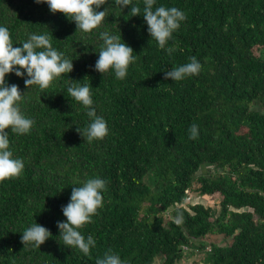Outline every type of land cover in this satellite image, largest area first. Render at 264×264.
Returning <instances> with one entry per match:
<instances>
[{
  "label": "trees",
  "instance_id": "1",
  "mask_svg": "<svg viewBox=\"0 0 264 264\" xmlns=\"http://www.w3.org/2000/svg\"><path fill=\"white\" fill-rule=\"evenodd\" d=\"M131 6L141 16L108 0L101 27L84 33L45 3L0 0V26L15 47L47 33L73 60V71L44 91L26 88V73L5 78L25 94L20 107L35 124L24 135L7 130L25 167L0 183V264H96L109 249L124 264H177L194 253L204 264H264V0H156L154 8L187 16L166 45L171 54L151 40L143 0ZM103 31L121 33L139 56L123 80L95 70ZM192 57L202 65L198 75L165 79ZM73 83L91 87L108 124L103 140L88 143L77 131L91 121L67 93ZM92 178L106 189L103 207L80 229L96 242L86 257L64 245L57 223L67 222L62 208L72 187ZM212 195L220 198L215 206L185 203ZM34 223L51 233L40 248L21 243Z\"/></svg>",
  "mask_w": 264,
  "mask_h": 264
},
{
  "label": "clouds",
  "instance_id": "2",
  "mask_svg": "<svg viewBox=\"0 0 264 264\" xmlns=\"http://www.w3.org/2000/svg\"><path fill=\"white\" fill-rule=\"evenodd\" d=\"M108 0H36V3H45L53 14L61 13L70 21H74L77 30L91 33L101 27L107 17V9H99ZM122 8L130 7L131 17L141 16V7L131 6L132 0H114ZM156 0H143V19L148 26L151 40H155L161 49H165L173 38V33L178 31L181 23L187 19L186 13L176 7H155ZM50 32V31H49ZM52 36L44 34H30L22 47H15L10 31L7 27L0 26V183L6 180L20 178L24 171V161L14 158L10 150L8 131L24 135L31 132L35 121L27 118L22 110L21 103L25 94H22L18 85H8L6 76L15 73L17 77L27 74L24 81L25 87L38 86L41 91L48 89L64 74L73 71V60L65 57L64 53L57 51L52 45ZM70 38V37H69ZM103 45L98 53L95 70L102 75L109 71L114 72L119 80L126 78L128 69L139 56L133 55L134 50L122 41L119 35L108 31L100 33ZM171 54L173 47H167ZM202 70L199 61L192 57L190 62L173 67L165 72V79L180 82L187 77L198 75ZM87 78V77H85ZM67 93L87 109L90 123L84 129H77L88 143L103 140L109 135L107 121L98 116L93 106L92 90L88 84L73 83L67 88ZM199 135V127L193 123L189 128V139L195 140ZM106 181L101 178L86 180L81 186L72 187L70 202L62 208L67 222H58L60 237L68 248L78 249L84 256H89L90 250L96 242L92 236L85 238L80 229L93 222V217L103 207V191ZM180 222V219H177ZM50 231L34 223L21 234V243L24 246L32 245L40 248L48 239ZM96 264H124L120 256L111 249L105 253Z\"/></svg>",
  "mask_w": 264,
  "mask_h": 264
},
{
  "label": "rangeland",
  "instance_id": "3",
  "mask_svg": "<svg viewBox=\"0 0 264 264\" xmlns=\"http://www.w3.org/2000/svg\"><path fill=\"white\" fill-rule=\"evenodd\" d=\"M208 168H204L203 171H205ZM193 203H199L202 205H213L215 206L216 204H218V202L220 201V198L217 195H212V196H203V197H194L192 198ZM192 202V201H191ZM213 240L215 241L216 244L222 245L224 242L221 239H217V238H213ZM207 245L209 244V242H205ZM194 253L193 256H191L190 258H187L186 260L180 261L177 264H204V256L202 253Z\"/></svg>",
  "mask_w": 264,
  "mask_h": 264
},
{
  "label": "built area",
  "instance_id": "4",
  "mask_svg": "<svg viewBox=\"0 0 264 264\" xmlns=\"http://www.w3.org/2000/svg\"><path fill=\"white\" fill-rule=\"evenodd\" d=\"M192 201V203H193V200H192V197L191 196H187L186 198H185V203H189V202H191ZM193 204H195V203H193ZM182 250L183 251H188L189 249H188V247H186V246H183L182 247Z\"/></svg>",
  "mask_w": 264,
  "mask_h": 264
}]
</instances>
